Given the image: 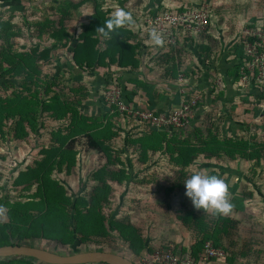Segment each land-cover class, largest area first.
I'll list each match as a JSON object with an SVG mask.
<instances>
[{
    "label": "rangeland",
    "instance_id": "obj_1",
    "mask_svg": "<svg viewBox=\"0 0 264 264\" xmlns=\"http://www.w3.org/2000/svg\"><path fill=\"white\" fill-rule=\"evenodd\" d=\"M79 2L0 0V50L29 52L38 46L41 51L53 42L50 31L62 25L74 43L94 13L93 4L75 9ZM100 3L109 16L117 8L147 13L151 6L208 7L212 32L219 28L235 32L246 21L264 25V0H100ZM206 37L211 49L218 53L222 46L212 34ZM191 41L187 49L183 46L170 49L180 52L179 64L184 62L182 55L194 60L192 55L198 51V45ZM235 49L236 53L237 46ZM163 52L161 56L166 58L167 53ZM72 56L70 48L60 47L49 60L39 61L38 83L22 74H7L2 70L4 63L0 65V102L20 107L16 113H4L2 126L7 138L0 144V223L13 220L18 223L11 228L13 241L60 255L107 251L132 259L136 256L135 244L131 245L111 225L124 221L142 235L151 251L166 242L179 246V250L180 247L182 251L190 250L203 239L205 229L232 259L264 264V116H259L264 111L255 109V118L238 121L237 135L226 133L224 120L214 115L219 109L215 104L202 109V118L193 119L187 128L168 131L166 139L152 128L148 134L144 133L145 137L132 132V128L127 133L121 132L124 137L118 132L100 131L103 137L111 138L109 146L115 149H110L111 153L118 154L125 164L121 166L117 160L109 159L108 145L105 151L94 149L84 135L91 124L81 112L78 115V110L74 111V89L78 86L74 84V69L69 66ZM46 76L49 82L43 85ZM247 104H242L243 112L251 113ZM199 105L200 102L198 113ZM77 120L81 125L84 122L80 130L74 128ZM100 121L92 123L98 126ZM73 135L74 140L65 146L66 152L53 153L52 146L60 148ZM27 166L31 168L29 173L25 171ZM122 167H129L127 179L118 183L106 177L110 194L96 208L102 218L98 227L104 223L103 232L87 235L76 231L73 215L77 208L87 211L91 195L102 184L96 178L98 172ZM38 169H45L44 193L35 179ZM196 170L219 175L226 181L228 197L234 205L230 214L223 216L212 209L194 208L185 195L183 180ZM12 172H19V182L8 181ZM52 210L55 213L50 220L32 223L42 216L40 211L49 215ZM190 213L192 217L187 220L186 214ZM19 258L8 256L0 260L12 263ZM26 259L31 264H50L34 257Z\"/></svg>",
    "mask_w": 264,
    "mask_h": 264
},
{
    "label": "trees",
    "instance_id": "obj_2",
    "mask_svg": "<svg viewBox=\"0 0 264 264\" xmlns=\"http://www.w3.org/2000/svg\"><path fill=\"white\" fill-rule=\"evenodd\" d=\"M80 2L74 5L75 9H78L82 7L83 5H89L93 4L94 8V13L90 17V21L84 25L83 31L80 33V35L76 36L74 39V43L71 42V36L68 34V31L66 27L59 26L57 28H54L53 30L50 31V37L52 38L53 42L50 46H44L42 50L40 51V47H36L33 50H30L29 52H18L14 51L11 49H1L0 50V65L2 66L4 63V71H6L7 74H12L13 76L16 75H25L27 79H33L38 83V77L39 74L41 73V69L38 67L39 65L37 64L39 61H47L51 58L53 51L57 48L64 47L65 49L70 48L72 50V62H70L69 66L73 67L74 69V84L78 87L74 89V94H78L80 91H89L91 88H88L86 85L85 75L86 74H91L96 76L98 73H104V76H106V72L108 74V78L106 80V85H105V90H107L111 85L117 84L123 87V81L124 76H121V71H134L137 70L141 64V60L143 61L144 58L147 55L152 54L151 52H154L155 49L154 47L157 45L151 38V32L149 27L143 22V20L140 18V16L145 15V14H156V13H162L166 11H182L188 8H195V7H189V6H179L176 8H160L156 6V8L151 6L150 8L147 9L146 12L142 11H137V12H131L134 17V23L131 25H126L125 27H122L118 29L115 33L111 34L109 38H105L102 36L96 29L100 26H103L106 22V20L109 18V15L105 14V11H102V4L100 3V0H79ZM152 2L150 3V5ZM197 8V7H196ZM212 26V25H211ZM209 28V30L205 33H202L201 35L195 37V36H187V39H192V40H200L198 45V52L203 58L210 59L213 55V49L209 46V43H206V36L207 34H210L212 31V28ZM158 35L162 39V43L160 44L162 47L165 48L167 47L168 50H163V53H167L166 58L165 57H160L163 59H166V62L169 64V68L166 69V76H170L171 79H177L179 76V73H184L185 76L186 74H189L187 70L180 68L181 64L178 63L179 61V53H175V50L171 51L170 49L172 47L176 46H181L182 44L178 43L177 45H165V40L166 37L162 34ZM103 37V39L100 41V38ZM103 41V42H102ZM142 42V43H141ZM205 42V43H204ZM149 43L152 44V48L149 47ZM160 45H157L160 46ZM164 46V47H163ZM237 52L235 53V56L238 58L244 57L243 54V47L241 43H237ZM178 48V47H177ZM147 49V52L145 50ZM162 55V54H161ZM176 57V58H175ZM237 65L235 66L236 71L239 70L240 62L239 59ZM170 58V59H168ZM38 65V66H37ZM57 65V64H56ZM68 66V63L65 64ZM60 67H63L60 65ZM110 69V70H109ZM116 70V71H115ZM118 72V73H117ZM44 82L42 83L43 85L49 82V77L45 78ZM46 81V82H45ZM189 83V81H188ZM40 84V83H39ZM80 85V86H79ZM188 86V85H187ZM93 89V88H92ZM84 90V91H83ZM190 95H193V91L191 88H189ZM179 92V90H178ZM195 94V93H194ZM180 96L181 94L179 93V101H180ZM74 99V103H75ZM127 100V99H126ZM14 109V111H13ZM20 109L18 104H3L0 102V144L2 140H5L6 137V131L4 129V125L2 126V122L4 119V113H16ZM77 108L75 107L74 104V111L77 112ZM78 115L80 114V111L78 110ZM118 114V113H116ZM84 116V115H83ZM82 117V116H80ZM104 121V120H103ZM108 119V123H109ZM101 122V121H100ZM106 122V123H107ZM89 126V129H87L84 133V135L88 138V142L90 146L94 149L97 150H104L107 148L105 145H108V150L113 149L111 148V138L109 136L103 137L100 135V131L98 132H93V130L99 126H102L105 122L100 123V125L96 126L93 123H89L87 121ZM84 127V122H82V125L79 124L78 120L77 123L74 124L75 130H80L81 128ZM107 130V129H104ZM102 130V131H104ZM155 133H158L160 136L165 135L166 139V131H157L153 129ZM82 133V131H81ZM80 134V133H77ZM61 135V134H60ZM60 137V136H59ZM64 141V143L60 146V148L52 146L53 153H63L66 152L65 146L69 144V141L71 142L74 140V135L67 137ZM108 139V140H107ZM167 140H169L167 138ZM108 157L109 159L113 162L117 160V162H120L121 166L125 165L124 162H122L121 158H119L118 154L117 156L114 153H111V150L108 151ZM115 150V149H113ZM58 153V154H59ZM55 155V154H54ZM57 155V154H56ZM116 159H115V158ZM1 158V156H0ZM54 159V158H53ZM57 159L52 160L50 162L54 163ZM62 160V159H61ZM43 164H46V160H43ZM63 161V160H62ZM124 161V160H123ZM58 163V161H57ZM42 164V165H43ZM31 170V168H30ZM28 166L26 168V173L30 172ZM128 170L129 167H122L118 170H108L106 168H103L101 172H98V176H96L98 182H102L101 185H97L95 190L96 194L91 195V203L90 205L87 204V211L84 212L83 210H80L77 208L76 213L73 215V220L75 222V227L76 231H78L81 234H96L98 232H103L102 230L104 229V223L100 227H98V223L102 222V218L100 214L98 213V210L96 208L99 206V204L106 200L108 198V195L110 194V185L107 183L105 180L106 177L111 180H114L118 183H122L127 179L126 175H128ZM20 171V170H19ZM44 171L45 169H38L36 170V180L39 181V189L44 193L45 191V182H44ZM13 173L12 179L8 181H13L14 183L16 181L19 182V172ZM42 173V174H41ZM34 179V180H35ZM100 193V194H99ZM67 200V199H66ZM26 203V202H25ZM8 209H11V207H8ZM64 212V210H63ZM53 210L52 213L49 215H43V211H40L41 217H39L36 221L32 220V223L39 222L40 220L44 219V221H48L54 216ZM63 215H66L63 213ZM37 217V216H36ZM35 217V218H36ZM188 217L191 218V213L186 214V218ZM34 218V219H35ZM186 220V221H187ZM18 225L17 222L14 220L8 223H0V245H10V244H20L21 241H13V238L11 236V228L15 227L14 225ZM127 224V223H126ZM124 221H116L112 223L111 225L113 228H116L122 236L126 237L128 241H130L131 245L135 244L136 247H134V253L136 256L132 258L133 261H135L138 264H143L142 258L147 255L148 253L151 254L156 248L160 247L161 245H164L165 243L160 244L156 248H153V250H149V246L145 243L144 238L142 235L135 230L131 225H126ZM205 233H203V239L198 240L196 243H194L191 247L190 250H184L182 251V247H180L181 251L184 253H192L194 256H198L199 253L203 250L204 244L208 240H212L216 246H220L215 240L214 236L209 234V231L203 229ZM221 230V229H220ZM11 233V234H10ZM62 239V238H61ZM64 239V238H63ZM62 239V240H63ZM71 241V237L68 238ZM69 240H63V241H69ZM167 243V242H166ZM179 246H177L178 248ZM20 260L17 262H10L11 264H31L29 262H26L24 259L30 258L25 256H19ZM27 260V259H26ZM29 261V260H28ZM219 262H227L229 261L230 263L235 262L234 259L229 255H226L222 257L221 259L218 260ZM26 262V263H25ZM7 263L4 260H0V264H10ZM106 264V263H104ZM214 264V263H213Z\"/></svg>",
    "mask_w": 264,
    "mask_h": 264
},
{
    "label": "crops",
    "instance_id": "obj_3",
    "mask_svg": "<svg viewBox=\"0 0 264 264\" xmlns=\"http://www.w3.org/2000/svg\"><path fill=\"white\" fill-rule=\"evenodd\" d=\"M243 23L245 22H242V25ZM240 28L241 25L235 32H233V29L230 31L228 28L213 30L210 34L214 37L215 42L222 46V49L217 51L218 53L213 52L210 59L203 58L196 50L194 55H192L194 57V60L191 59L192 62L190 58L182 55L184 62H182L180 67L189 72L185 76L189 81L188 89L191 88L193 94H198L200 98V108L198 107L200 112L196 111L193 119L202 118L203 110L210 107L211 104H215L219 106V109L216 112L217 114L214 115L224 120L222 123L226 125V133H236V135L238 134V128L235 126H237L238 121H244L250 116L255 118V109L261 108L264 111V108L258 104L261 101L258 90L253 89L250 92H244L238 84V76L235 69L238 61L235 59L234 50H236L235 46L240 36ZM191 40L184 38L183 41H180V44L187 49L192 42ZM194 41H196V44L200 43L197 40ZM205 42L209 43L207 40ZM152 46L151 44L149 47L152 48ZM154 49L155 51L151 52L152 54L147 55L143 61L141 60L137 70L121 71L120 73L121 76H124L122 85L126 99L129 102L136 106L162 112L179 105V83L178 78L171 79L170 76L165 75L169 64L163 58H160L163 52L161 48L156 45ZM145 52H147V49ZM107 78V72L106 76H104V73H98L96 76L86 74L84 81H86L88 88L91 89L87 92L83 90L84 92L80 91L78 94H74V99H76L75 107L86 116L89 123L97 119H100L101 123L105 122L102 126L95 128L93 132L107 129L112 131L111 133L118 132V134H121V132H129V129L132 128V132L135 133L137 131V134H143L141 137H145L152 130L151 127L124 117L121 114H109L110 107L103 101ZM243 103H248L251 113L243 112ZM262 115L264 116V113L259 116ZM256 117L258 118V116ZM108 119L110 120L109 123L107 122ZM144 133L147 134L144 135ZM120 137L124 136L121 134ZM221 258L214 259L212 263L245 264L239 260H235L233 263L229 261L219 262L218 260ZM247 264L255 263L249 262Z\"/></svg>",
    "mask_w": 264,
    "mask_h": 264
},
{
    "label": "built area",
    "instance_id": "obj_4",
    "mask_svg": "<svg viewBox=\"0 0 264 264\" xmlns=\"http://www.w3.org/2000/svg\"><path fill=\"white\" fill-rule=\"evenodd\" d=\"M140 18L149 27L151 33L155 31L166 37V45H176L187 36L197 37L207 32L212 25L208 7L145 14ZM238 42L241 43L244 54V57L238 58L240 62L237 71L238 84L244 92L258 90L261 100L258 104L264 108V25L246 21L240 28ZM178 83L180 103L167 111L158 112L132 104L126 100L123 87L117 84L111 85L104 91L103 101L110 107V115L121 114L159 132L185 129L195 116L200 98L198 94H189L188 79L184 73H179ZM226 255V251L216 246L212 240L205 242L198 256L182 252L173 243H165L151 254L145 255L142 262L143 264H213L214 259Z\"/></svg>",
    "mask_w": 264,
    "mask_h": 264
},
{
    "label": "clouds",
    "instance_id": "obj_5",
    "mask_svg": "<svg viewBox=\"0 0 264 264\" xmlns=\"http://www.w3.org/2000/svg\"><path fill=\"white\" fill-rule=\"evenodd\" d=\"M133 23L134 17L130 11L117 8L96 31L109 38L118 29ZM151 38L157 45L162 43L161 37L155 31L151 33ZM183 182L186 188L185 195L191 199L197 210L212 209L214 213L223 216L231 213L234 205L228 197V185L219 175L196 170L192 171Z\"/></svg>",
    "mask_w": 264,
    "mask_h": 264
},
{
    "label": "water",
    "instance_id": "obj_6",
    "mask_svg": "<svg viewBox=\"0 0 264 264\" xmlns=\"http://www.w3.org/2000/svg\"><path fill=\"white\" fill-rule=\"evenodd\" d=\"M25 256L34 257L50 264H138L123 255L107 251H88L71 255H60L42 248L29 247L22 244L0 245V257Z\"/></svg>",
    "mask_w": 264,
    "mask_h": 264
}]
</instances>
